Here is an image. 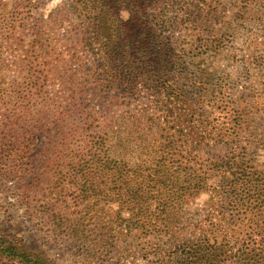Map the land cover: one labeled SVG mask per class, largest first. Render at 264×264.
Returning <instances> with one entry per match:
<instances>
[{"label": "trees", "instance_id": "trees-1", "mask_svg": "<svg viewBox=\"0 0 264 264\" xmlns=\"http://www.w3.org/2000/svg\"><path fill=\"white\" fill-rule=\"evenodd\" d=\"M243 1L244 10L264 8V2ZM67 5L77 25L64 29L62 58L50 54L52 38L40 31L30 41L40 52L36 61L29 49L20 61L0 52V178L12 179L24 195L28 180L37 188L104 161L113 183L107 199L149 222L154 240L143 251L146 264H264V133L246 134L253 124L247 100L222 95L224 87L233 91L247 81L228 75L216 86L215 73L188 71L194 46L205 52L221 46L219 0ZM9 23L5 42L22 45L18 26ZM183 35L190 38L186 45ZM260 45L254 60L264 71V39ZM94 94L101 99L93 102ZM59 106L63 115L55 111ZM121 106L132 111L128 134L137 142L136 167L111 156L128 148L124 129L115 131ZM60 153L64 168L55 164ZM67 158L78 167L65 169ZM203 193L210 197L202 209ZM0 264L58 263L0 228Z\"/></svg>", "mask_w": 264, "mask_h": 264}, {"label": "rangeland", "instance_id": "rangeland-1", "mask_svg": "<svg viewBox=\"0 0 264 264\" xmlns=\"http://www.w3.org/2000/svg\"><path fill=\"white\" fill-rule=\"evenodd\" d=\"M68 1L0 0V52H13L19 60L24 57L25 49H29L32 59L36 61L40 52H35L30 41L33 31H40L49 33L52 38L55 54H50L57 57V53L62 58L60 53L66 49L62 36L64 29L76 28L77 25L75 14L67 5ZM244 3L243 0H219L220 13L215 26L221 37V46L217 51L209 52H205L208 51L205 47L194 46L193 52H188L186 57L189 76L200 72L215 73L211 83L216 86H221V80L228 75H231V81H247L233 86V91L224 87L222 95L227 99L231 93L235 98L247 100L246 107L253 124L246 134L253 135L264 133V71H259L254 60L264 39V8L244 10ZM11 21H15L18 26L16 37L24 40L22 45L10 46L5 42ZM59 21H62L61 24L56 25ZM67 37L70 41V36ZM183 39L186 40L182 42L183 45L190 41L187 35H183ZM46 56L43 53L37 64L44 61ZM91 99L96 102L101 96L94 94ZM55 111L59 115L64 114L63 107L59 106ZM118 111V117L114 119L117 124L115 131L124 129L122 135L128 141V148L120 153L119 148L111 152V156L128 162L130 167H136L138 151L134 150V137L128 134L131 132L132 111L125 106L119 107ZM72 121L68 119L65 124L70 125ZM117 133L108 134L111 141H116ZM46 140L43 137L42 141ZM108 146L109 141L105 140L103 150H109ZM57 149L55 146L54 150ZM61 157L62 154H58L55 164L59 163L64 168ZM142 159L146 160L144 164L147 165L145 153ZM67 160L70 164L65 169L78 167V161ZM102 162L98 168L83 165L85 174H74L69 179L63 175L51 177L46 185L37 188L34 181L28 180L26 184L29 187L24 195H18L12 179L0 178V228L46 251L58 264H146L143 251L151 249L154 240L148 228L149 222L138 211L131 212L121 207L120 201L110 202L107 199L113 183L106 173L108 166ZM209 197V193L201 194L197 203L202 205L198 207L203 209ZM192 208L195 209V205ZM53 213L58 218L55 224Z\"/></svg>", "mask_w": 264, "mask_h": 264}]
</instances>
